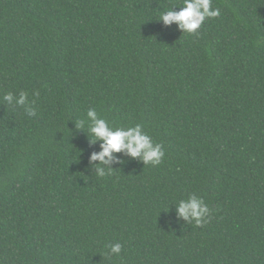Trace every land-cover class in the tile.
<instances>
[{
  "label": "trees",
  "instance_id": "trees-1",
  "mask_svg": "<svg viewBox=\"0 0 264 264\" xmlns=\"http://www.w3.org/2000/svg\"><path fill=\"white\" fill-rule=\"evenodd\" d=\"M182 2L0 0V264H264V0H211L195 33L159 19ZM90 108L161 163L98 176Z\"/></svg>",
  "mask_w": 264,
  "mask_h": 264
},
{
  "label": "clouds",
  "instance_id": "clouds-1",
  "mask_svg": "<svg viewBox=\"0 0 264 264\" xmlns=\"http://www.w3.org/2000/svg\"><path fill=\"white\" fill-rule=\"evenodd\" d=\"M220 15L219 8H213L211 0H183L179 10H166L160 13L159 19L164 25L175 23L181 32L195 33L200 28L206 18H214ZM38 95L37 93H34ZM9 104L24 106L29 116L35 114L34 101L28 100V95L24 91H20L18 96L7 92L2 98ZM87 124V130L92 140L100 141V151L93 152L89 156V160L98 162L96 173L103 177L111 174L113 168L109 165L113 159H119L113 156L116 152H124L131 157H139L144 165H159L164 157V151L160 143L154 142L152 138L142 131V126L136 124L132 127H110L108 122L99 117L95 109H88L86 112V120H80L76 123V128H84ZM107 169V171H106ZM176 205V211L179 217L187 221L194 222L197 226L206 222L204 220L210 213L208 205L202 198L195 195H189L187 199L180 200ZM111 254L119 255L122 245L111 243L108 245Z\"/></svg>",
  "mask_w": 264,
  "mask_h": 264
}]
</instances>
